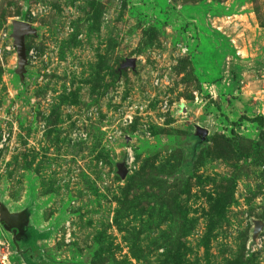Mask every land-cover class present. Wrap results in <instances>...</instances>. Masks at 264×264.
<instances>
[{
	"label": "rangeland",
	"instance_id": "obj_1",
	"mask_svg": "<svg viewBox=\"0 0 264 264\" xmlns=\"http://www.w3.org/2000/svg\"><path fill=\"white\" fill-rule=\"evenodd\" d=\"M2 213L0 264H264V0H0Z\"/></svg>",
	"mask_w": 264,
	"mask_h": 264
},
{
	"label": "water",
	"instance_id": "obj_2",
	"mask_svg": "<svg viewBox=\"0 0 264 264\" xmlns=\"http://www.w3.org/2000/svg\"><path fill=\"white\" fill-rule=\"evenodd\" d=\"M14 32H13V39H14V45L17 49L18 55L20 58H23L24 55V45H23V37L24 35H27L30 33V29L28 27L27 23L24 22H14L13 23ZM11 217H8L5 213H2L0 216V220L2 222H8V220ZM4 227L7 228V225L4 224ZM260 227V224L256 225V228L258 229Z\"/></svg>",
	"mask_w": 264,
	"mask_h": 264
}]
</instances>
